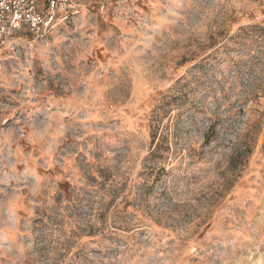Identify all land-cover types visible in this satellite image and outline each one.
<instances>
[{"label":"rangeland","instance_id":"obj_1","mask_svg":"<svg viewBox=\"0 0 264 264\" xmlns=\"http://www.w3.org/2000/svg\"><path fill=\"white\" fill-rule=\"evenodd\" d=\"M0 45V264H264V0H74Z\"/></svg>","mask_w":264,"mask_h":264},{"label":"built area","instance_id":"obj_2","mask_svg":"<svg viewBox=\"0 0 264 264\" xmlns=\"http://www.w3.org/2000/svg\"><path fill=\"white\" fill-rule=\"evenodd\" d=\"M74 0H0V45L22 32L45 38L55 15L73 9Z\"/></svg>","mask_w":264,"mask_h":264}]
</instances>
